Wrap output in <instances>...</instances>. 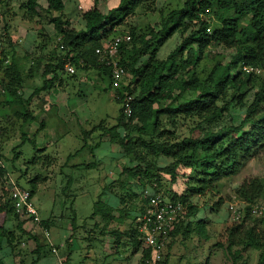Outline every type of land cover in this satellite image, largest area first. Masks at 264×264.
Segmentation results:
<instances>
[{
	"label": "trees",
	"instance_id": "16d2710c",
	"mask_svg": "<svg viewBox=\"0 0 264 264\" xmlns=\"http://www.w3.org/2000/svg\"><path fill=\"white\" fill-rule=\"evenodd\" d=\"M46 1L47 7L38 0H28L23 7L27 8L24 16L31 23H39L43 19L53 23L59 35L58 46L50 55L39 56L33 62L29 60L27 67L24 61L28 56H19L12 39L6 34L4 41L9 49L4 48V59L0 60V98H3L0 105L10 106L12 114L26 125L38 120V114L32 107L34 98L44 93L43 99L49 101L52 94L60 93L59 87L75 79L79 72L98 70L99 75L104 74L111 81V70L100 63L96 49L113 37L130 34L131 40L121 45L120 63L131 77L127 84L115 91V101L121 108L118 123L110 127L100 124L92 131L99 130L100 139L109 136L110 142L119 145L124 156L136 161L134 167L125 166L121 176L130 175L139 180L148 178L152 182L150 188L155 190L143 199L138 214L134 211V220L142 216L151 196L161 194L153 182L160 184L155 179L157 172L169 175L173 183L179 177V169H189L186 194H161L172 200L180 199L187 206L185 219L171 233L172 242L168 244L167 251L180 235L191 237L198 234L208 239L203 219L191 220L201 210L192 199L196 195L220 192L225 179L233 177L247 161L264 150V76H261L264 70V0H185L182 8L162 17L158 30L150 23L142 25L127 21L137 15L139 7L156 0H120L119 6L107 14L99 8L100 0H95L90 9L80 13L83 23L80 29L72 27L70 19L63 17L66 0ZM5 4L6 0H0V8ZM121 27L125 30L119 33ZM177 33L181 36L180 45L166 58H160V49ZM217 47L233 51L230 61H217L210 69L202 68L204 58ZM7 57L11 63L4 69ZM67 63L75 67L74 74L66 71ZM245 66L258 71L248 72L244 70ZM40 70L43 84H33V92L27 94L28 80H34ZM251 93H254V98L249 102ZM127 94L133 97L131 117H126L122 107ZM227 117L230 118L228 125L217 130L213 128ZM44 124L43 121L41 128ZM121 126L124 134L119 131ZM184 128L187 133L182 131ZM92 131L84 132L85 142ZM24 139H27L26 135ZM86 148L87 145H83L70 156H77ZM147 154L155 158L168 157L173 161L159 167L147 159ZM93 165L95 162L87 166ZM4 173L0 167V177ZM37 179L39 175L29 181L33 196L38 191ZM117 182L128 184L119 178L107 186ZM0 189V264H8L6 260L16 256H21L20 264H24L23 257H27L28 249H22L21 245L30 242L36 245L32 252H28L36 255L31 263L36 264L43 256V233H35L33 220L19 216L10 189L5 184ZM237 195L246 202L245 209L240 218L234 219L230 212L232 222L226 224L216 247L225 250L232 264H247L245 253L251 249L258 250L257 264H264V225L261 226L264 219L251 212V206L264 197V181L257 177L245 181L238 188ZM222 204L223 200L216 203V209H220ZM113 212V205L101 199L95 203L91 218L100 215L106 221L104 228H109L114 221L123 223L122 215L116 218ZM10 221L15 225L9 226ZM53 223L52 218L42 219L37 226L49 230ZM99 224L96 222L94 226L99 227ZM77 230L74 219L73 233L68 238L70 247L74 244ZM111 230L113 234L120 233L117 229ZM129 234L136 249L143 250L140 264H146L151 250L143 245L138 223ZM167 251L158 264H171ZM50 253L54 254L52 248ZM65 261L71 264V255Z\"/></svg>",
	"mask_w": 264,
	"mask_h": 264
},
{
	"label": "rangeland",
	"instance_id": "374dc122",
	"mask_svg": "<svg viewBox=\"0 0 264 264\" xmlns=\"http://www.w3.org/2000/svg\"><path fill=\"white\" fill-rule=\"evenodd\" d=\"M38 1L47 7L46 0ZM94 1L66 0L64 19L69 18L72 27L80 29L83 26L80 13L90 9ZM27 2L28 0H6L5 6L0 8V26L3 48H7L4 41L7 34L12 39L18 55L28 56V60L24 62L29 67V60L33 62L35 58L50 55L56 49L59 35L54 24L48 19L39 23H31L25 19L27 8L23 7ZM184 2L185 0H156L144 5L145 7H139L136 10L137 15L129 17L127 21L142 25L150 23L158 30V22L162 17L172 10L182 8ZM119 4L120 0H100L99 8L107 14ZM123 29L119 28L118 32H124ZM180 43L181 36L177 33L160 49L159 57L166 58ZM232 53L233 51L223 47L213 48L204 58L202 68L210 69L217 61L228 63ZM6 65L4 63V69ZM39 72L42 73L41 70ZM40 73L34 76L33 82L28 80V86L43 84ZM261 76H264V70ZM64 87H59L60 93L63 94L57 97L55 105L51 108L45 109L47 106H44V99L39 102L35 97L32 107L38 114V120L26 125H22L12 114L10 106L0 105V167L5 171L4 176L0 177V188L5 184L12 191L20 184V187L30 189L29 181L39 175L35 203L41 219L52 218L54 223L49 229L50 237L43 232V256L36 264H61L59 256L64 259L69 252L71 264H140L143 250L136 249L129 233L138 222V219L134 220L133 214H138L143 199L155 189L150 188L152 182L148 178L139 180L130 175L121 176L124 167H134L137 165L136 161L124 156L119 145L110 142L109 136L100 139L101 132L92 131L100 124L105 127L115 125L121 115L120 104L112 97L110 78L104 74L99 75L98 70L79 72L78 76L70 79ZM253 98L254 93H251L248 101ZM43 121L45 124L41 128ZM229 123L230 118L227 117L213 128L217 130ZM85 131H92L86 142ZM119 131L125 133L122 126ZM182 131L188 132L185 128ZM24 135L27 139H24ZM83 145H87L84 152L70 156L75 155ZM146 157L159 167H165L173 161L162 156L155 158L147 154ZM92 162H95V165L88 167ZM190 173L189 169H179V177L172 183L169 175L157 172L155 179H158L160 184L153 182L161 194L168 195L173 192L181 196L187 193ZM255 177L264 181V150H261L256 158L247 161L233 177L225 179L220 192L196 195L192 199L201 210L198 216L191 220L196 222L203 219L209 238L205 239L198 234L191 237L180 235L168 250L171 264H205L207 261L209 264H232L225 250L216 247V242L221 238L220 234L226 224L232 222L229 203L238 196V188L245 181ZM119 178L120 181H128V184L117 182L107 186L110 181H118ZM101 199L113 205L114 217L122 215L123 223L114 221L109 229L104 228L106 221L100 215L91 218L95 203ZM220 200H223V204L220 209H216L215 204ZM260 202H264V197L258 199L257 203ZM74 219L78 230L76 236L73 235L74 244L70 247L68 238L73 233ZM96 222L100 223L99 227L94 226ZM8 225H15L14 221H10ZM263 225L264 222H261V226ZM30 228L28 226V229ZM111 229H117L120 233L113 234ZM34 230L35 233L41 232L37 225ZM52 245L58 248V256L50 253ZM21 247L28 249L27 257H23L26 261L24 264H31L36 255L28 252H32L36 245L33 242L27 245L22 243ZM259 256L260 251L251 249L244 257L248 259L247 264H257ZM12 259L8 260L9 264L21 262V256Z\"/></svg>",
	"mask_w": 264,
	"mask_h": 264
},
{
	"label": "built area",
	"instance_id": "2783aa9c",
	"mask_svg": "<svg viewBox=\"0 0 264 264\" xmlns=\"http://www.w3.org/2000/svg\"><path fill=\"white\" fill-rule=\"evenodd\" d=\"M1 33L0 26V60L4 59V45ZM130 40L131 35L128 33L118 35L106 41L104 46L96 49L100 63L111 70V84L114 91L121 88L122 85L127 84L128 79L131 77L127 69L120 63L121 45ZM9 59V57L6 58V64L9 63ZM65 68L70 74L76 72L75 67L71 63H67ZM244 70L248 72L258 71V69L248 66H245ZM113 97L116 100V94ZM132 100L133 97L128 94L123 99L122 107L126 117L132 116ZM11 196L19 216L22 219H31L36 225H40L42 219L30 189L17 186L11 191ZM229 204V210L233 213V218H240L242 211L245 209L246 202L235 197L234 201ZM251 207V212L254 216L264 219V202L254 204ZM186 212L187 206L180 199L172 200L165 198L161 194L150 197L148 207L137 222L143 245L145 248L151 250L150 258L146 259V264H158L164 258L168 244L171 242V233L185 219ZM41 231L47 237H50L49 230L41 229ZM52 252L58 256V248L54 245H52ZM59 259L61 264H67L65 258L63 259V257L59 256Z\"/></svg>",
	"mask_w": 264,
	"mask_h": 264
},
{
	"label": "crops",
	"instance_id": "0c3cea01",
	"mask_svg": "<svg viewBox=\"0 0 264 264\" xmlns=\"http://www.w3.org/2000/svg\"><path fill=\"white\" fill-rule=\"evenodd\" d=\"M38 74V73H37ZM51 76H49V78H50ZM35 79V78H34ZM30 81H34V80H32V79H30ZM66 87L67 86V84H65V85H63L62 87ZM29 87H31L32 88V85H29L28 87L26 86V91H27V94H31L32 92H33V90H30V88ZM64 87V88H65ZM59 89V88H58ZM29 90V91H28ZM61 91V90H60ZM66 93V92H65ZM55 94H57V92L56 93H54V95L52 94V96H50V98H49V101H45V99H44V106H47L46 108L45 107H43V108H45V109H48V108H51L52 107V105H55V101L57 100V97L58 96H60V94H63V92H61V93H59V94H57V95H55ZM114 94H115V91L113 90V93H112V97L114 96ZM38 99H39V102H40V99H42L43 98V95H41V96H39V97H37ZM37 99H35V101H36ZM35 110V109H34ZM35 113L37 114V112L35 111ZM70 256V252H69V254L67 255V256H65V260L68 258ZM11 261V260H13L12 258H8L7 260H6V262L9 264V261ZM71 262V261H70Z\"/></svg>",
	"mask_w": 264,
	"mask_h": 264
}]
</instances>
